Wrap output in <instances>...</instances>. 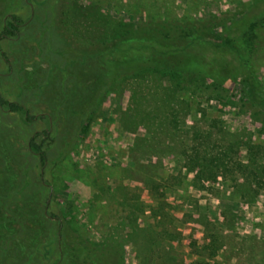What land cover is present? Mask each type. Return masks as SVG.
<instances>
[{
    "label": "rangeland",
    "instance_id": "1",
    "mask_svg": "<svg viewBox=\"0 0 264 264\" xmlns=\"http://www.w3.org/2000/svg\"><path fill=\"white\" fill-rule=\"evenodd\" d=\"M250 5L251 0H0V36L6 20L21 21L14 39L0 37V98L20 105L29 119L0 107V134L8 145L0 170V264H80L73 251L81 244L90 248L111 231L131 239L129 227L112 229L132 217L135 205H142V221L154 227L150 208L159 202L172 207L175 227L172 241L160 246L174 251L179 264H264V122L253 116L234 82L241 78L232 65H239L238 57L217 44L216 31H206L193 48L211 62L217 79L205 76L197 87L181 90L157 72L118 76L129 54L126 45L110 53L105 43L111 27L120 24L168 29L184 19H211L232 34L234 49L264 86V20L252 29ZM158 39L160 49L176 41ZM198 109L223 122L219 145L237 146L245 171L228 174L222 168L216 180L192 187L184 152L197 144L203 156L206 147L205 138L192 132ZM183 135L182 147L164 146ZM33 138L46 151L45 164L29 148ZM207 159L201 162L205 175L216 165ZM152 181L158 182L153 193ZM143 225L140 220L141 242L149 238ZM122 251L124 264H143L132 243Z\"/></svg>",
    "mask_w": 264,
    "mask_h": 264
},
{
    "label": "trees",
    "instance_id": "2",
    "mask_svg": "<svg viewBox=\"0 0 264 264\" xmlns=\"http://www.w3.org/2000/svg\"><path fill=\"white\" fill-rule=\"evenodd\" d=\"M93 14L100 20V15L97 13ZM247 18L249 20L254 19V21H252V29L264 20V0H251ZM20 22V19L15 16L6 20L0 37L6 40L14 39L18 35V28L21 25ZM216 22L217 21H211V19L195 20L189 18L174 24L171 23L168 29H166L167 26L159 27L154 24H140L129 27L120 24L117 27H111L109 41L105 43L109 46L108 50H110V53L116 52L120 45H126L123 52L129 54L123 58L124 61H122L126 65L120 64L123 67L121 68V71L119 69L118 76H123V78L131 77L132 74H136V77L144 76L141 74H147L150 76L152 73L157 72L163 78L168 80L169 86L174 84L175 88L182 90L188 89L191 86L197 87L199 82L205 76L217 79L216 77H213L215 75L211 73V62L207 61L203 55H199L201 51H197L193 48V46L198 44V41L200 42L203 40L206 31L210 32L211 30H214L216 31L214 39L217 44H222V47L230 50L238 57L239 65L235 66L234 63H232V65L234 66V71H240L239 74L241 78L234 82L245 94L247 98L246 103L249 106V109L253 112V116H255L257 120L264 122V86L257 79L256 75L251 72L250 68H247L248 64L241 57V53L234 49L232 34L227 33L222 24L217 26ZM215 27H217V29H215ZM160 28L165 29L167 35H161V33H159L161 32ZM158 38L164 40H172L173 38V40L176 41L171 42L172 46L170 43H165V45L162 44L160 46L163 48L160 49L159 46H155V42L161 41ZM177 38L179 41H177ZM138 42H143L146 47H137L136 43ZM183 42H185V44H183ZM134 49H137L138 51L132 53L131 51ZM144 49L145 51H143ZM140 51L143 52L137 54ZM165 90H168V88H164V91ZM160 99H162V97H160ZM186 99V97H182L181 102H179L181 105L180 108H182L183 105H186ZM159 102H164L167 105L165 99H162ZM0 107L5 111L13 113L19 112L23 115L25 121L29 120L27 117L28 112L17 103L7 102L0 98ZM183 109L184 108H182V110ZM172 112L177 114L180 110L174 108L172 109ZM190 112L191 111H186L185 113L190 115ZM193 113L196 117V128L192 132L196 134V137L205 138L202 144L204 145L205 142L206 147L204 146L205 153L203 156L200 155V149L197 147V144L186 149L184 152L188 159L185 176L188 178L194 174V177L192 175L193 183L191 186H204L205 184L216 180L218 177V171L222 170V168L224 172L228 174H241L245 171V168L239 161L240 156L237 146L230 145L225 146L224 148L222 145H219L222 140V133L224 132L223 122L218 117L209 116L208 112L204 109H198ZM177 117L175 116L172 120V130L174 132L179 127ZM48 127V129H50L51 124H48ZM199 127H204V129L199 130ZM165 130L166 127L164 126L158 128L159 133H164ZM192 132H189L188 134H191ZM211 134L212 138H210ZM179 136L180 135L178 134V138H180ZM185 136L186 135L181 136L180 141L173 142L171 140V142L163 145L171 147L170 144L173 143L174 146L182 147L186 144L184 140ZM29 148L35 155H37L42 164L46 163V151L41 145L36 143L35 138L31 139ZM210 148H212L214 155L210 152ZM7 153V141L0 134V170L7 162ZM207 158L212 160L213 162L211 163H215L216 165L209 170L208 175H205L204 172L207 166L201 162L202 160L207 162ZM252 164L251 159V162L248 165L249 167L246 168L247 174L251 173L250 168H252ZM149 186L151 187L152 193L156 192V190L153 189H157L158 182L155 183V181H152L149 183ZM141 207V204L135 205V211L129 213L132 217H126L128 219H124L123 222L118 223L112 229L121 233L124 229L129 227L132 230L130 240L127 241L121 239L119 235H116L117 232L111 231L101 243H92L90 248L85 244H81L79 251H73L75 252V259L78 260L80 264H124L125 257L123 254L124 251L122 250L125 248V243L130 242L139 249L138 257L143 264H179L177 255L174 251H162L160 246L161 242H170L175 236V227H173L174 222L172 220V207H168L165 203L159 202L156 207L150 208L152 215L150 219L151 221H155L154 227H152V225L149 227L150 225L148 222L142 221L144 213L141 210ZM140 220L144 224V227L142 228H146L149 232V238L144 242H141L142 240L140 239V233H142L140 230L141 228L138 227ZM155 227L161 229L160 233L155 231ZM139 243H141V245ZM49 252L50 251H46L44 254Z\"/></svg>",
    "mask_w": 264,
    "mask_h": 264
}]
</instances>
